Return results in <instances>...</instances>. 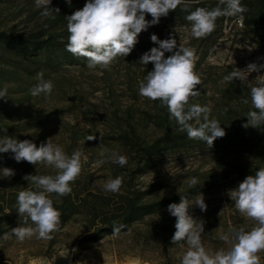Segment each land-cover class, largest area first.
I'll return each instance as SVG.
<instances>
[{"label":"rangeland","instance_id":"374dc122","mask_svg":"<svg viewBox=\"0 0 264 264\" xmlns=\"http://www.w3.org/2000/svg\"><path fill=\"white\" fill-rule=\"evenodd\" d=\"M241 29L235 22L228 21L221 30L201 39L192 37L189 26H170L164 30V39L174 37L178 45L183 44L195 51V71L202 84L196 89L200 95L193 98L191 103L209 106L212 110L210 119L219 121L221 127L227 130L226 137L235 126L245 124L237 112V104L228 98L229 91L250 93L247 85L255 83L257 76H264V69H261L260 72L250 73L244 82L239 79L224 82V76L237 69H246L249 63L264 64V51ZM170 55L172 53L167 52V57ZM139 61L140 58L130 54L116 59L110 70L77 66L62 70L45 79L54 84L53 92L47 99L43 95L33 97L30 94L29 90L38 82L33 86H27L22 81L3 82L0 90L7 87V96L0 98V113L7 121L20 118V125L27 123L24 126L26 129L12 138L31 140L37 147L52 138V143L61 146L69 156L74 150L81 149L82 172L76 181L88 189L104 191L103 182L115 178L113 167L120 172L119 168H131L132 165L124 148L108 144L98 135L105 136L126 129L127 121L147 142L166 132L164 123L167 121L174 131L178 129L165 107L162 110L156 101L139 94V81L154 67L152 63L144 65ZM160 115L166 117L163 125L156 123L160 121ZM90 135L96 139L87 141ZM224 139L219 138L220 141ZM102 148L126 156L127 164L121 167L108 162L96 167L95 162L101 158L99 153ZM206 151V154L190 149L164 153L157 159L154 168L135 182L142 186L158 183L161 188L157 194L183 189L189 186V180L193 177L209 187L202 194L207 210L201 211L195 205L190 209L195 219L204 221L203 245L215 252L216 243L208 239L210 233L221 246L227 248L229 245L220 240V235L233 227L248 230L253 226V222L235 208L228 192L242 182L234 180L235 163L248 167L254 160L241 151H223L213 147H208ZM12 157L11 152L0 153V169L7 167L15 173L12 177H4L0 171V188L3 190L30 186L24 179L26 175H55L52 168L41 164L35 166L26 161L17 163ZM199 197L189 201L190 204ZM146 220L154 225L140 222L118 236L108 235L99 242L89 244L76 256L75 263L72 262L76 253L73 241L81 232L79 220L69 223L58 233V242L53 247L46 246L47 240L35 237L23 243L14 239L3 244L0 241V253L10 264H181L187 246L167 245L165 235L154 227L157 223L170 226L168 214L162 212ZM48 253L49 257L43 255ZM259 255L261 264H264V256L262 253Z\"/></svg>","mask_w":264,"mask_h":264},{"label":"clouds","instance_id":"9594fccd","mask_svg":"<svg viewBox=\"0 0 264 264\" xmlns=\"http://www.w3.org/2000/svg\"><path fill=\"white\" fill-rule=\"evenodd\" d=\"M71 5V0H66ZM52 0H35V7L42 9L41 17L54 20L59 8L49 7ZM192 3L199 0H87L84 7L66 16L69 33L66 45L67 51L73 56L87 58L89 69L100 68L110 70L118 57L128 56L138 43V35L147 30L150 25L159 23L162 16L170 11L181 10L188 12L185 19L191 22V35L194 38H206L216 28L220 17H236L243 26L244 13L248 11L241 0H218V6L209 10L197 7L190 11ZM151 15L152 20H146ZM48 25L45 24V27ZM151 41L158 47H152L142 54L140 63H152L153 70L139 81L138 90L143 98L159 101L169 113L170 120L178 125V131L187 134L189 139L204 142L212 147L217 138L226 135L219 121L210 119L211 108L207 105L191 103L200 95L197 86L202 84L199 74L195 71V51L183 44H177L174 37L160 40L157 35L151 36ZM172 55L165 57V53ZM264 64L249 63L244 70H234L224 76V82L231 83L235 79L242 82L252 72H260ZM247 73V75H244ZM38 84L31 88L33 97L43 95L50 98L54 84L45 80L43 72L37 73ZM250 90L251 110L246 114L247 123L244 128L264 127V76H257L255 83L247 85ZM7 87L0 90V98H6ZM249 103L248 99L244 100ZM195 122V123H193ZM88 136L87 141L95 140ZM13 154V159L19 163L26 161L30 164H41L55 170V175H26L24 179L31 187L20 191L17 195V212L22 218L21 226L6 232L0 239L10 240L13 237L20 243L32 238L52 240L60 230L62 213L54 207L52 194L57 197L68 196L72 192L71 185L82 172L83 151L76 149L69 156L64 149L52 143L49 138L39 147L31 140L19 141L4 136L0 138V153ZM96 167L111 162L124 167L127 157L116 151L102 148ZM4 177H12L13 169H0ZM199 181L193 177L189 187H196ZM123 184L122 177L108 179L103 182L105 192L118 193ZM235 208L239 213L253 222L246 230L244 227L230 228L220 235V240L229 247L212 252L202 243L204 221L195 219L189 209L195 205L201 211L207 210L202 194L190 204L186 196H181L179 203L168 205V212L176 218L175 232L171 238L174 245L181 248L187 246L183 253L181 264H261L260 253L264 252V168L254 175H248L238 187L228 192ZM126 227L124 224L113 222V236H118Z\"/></svg>","mask_w":264,"mask_h":264},{"label":"trees","instance_id":"16d2710c","mask_svg":"<svg viewBox=\"0 0 264 264\" xmlns=\"http://www.w3.org/2000/svg\"><path fill=\"white\" fill-rule=\"evenodd\" d=\"M86 2L87 0H71V5H69L66 0H52L49 7L59 8L60 12L55 14L54 20H51L41 17L42 9L35 7V0H0V88L3 82L12 80L33 86L38 82L36 76L40 72H43L44 79H48L70 67L87 68V58L73 56L66 49L69 33L65 19L76 10L82 9ZM241 4L248 9L243 14L245 20L241 30L254 39L264 51V0H241ZM217 6L218 0H199V3L191 4L190 11H194L197 7L211 10ZM181 8L182 6L175 11H170L167 16L160 18L158 24L150 25L147 30L142 31L138 35V43L130 54L141 58L142 54L152 47H158L151 41V36L155 34L160 40H164V30L170 26L191 27V22L185 19L188 12L182 11ZM234 19L236 17L218 18L213 32L221 30L225 23ZM146 20L151 21V15H146ZM45 24L48 26L45 27ZM165 57L167 58V52ZM228 98L235 101L240 118L247 123L246 114L255 110L251 106L250 93L243 90L229 91ZM245 99L249 100L248 104L244 103ZM156 102L163 110L164 107L160 105V102ZM159 117L160 121L156 123L163 125L166 117L162 115ZM6 119L0 113V138L13 137L26 129L24 126L27 123L20 125L18 121L20 118L11 121ZM164 126L166 132L150 142L142 140L129 121L126 122V129L105 136L98 135V138L105 140L108 144L124 148L130 156L132 167L119 168L120 172L113 167L112 172L115 178L119 176L123 179L121 190L118 193L91 190L80 181H75L71 185L70 195L57 197L52 194L54 207L62 213V216L60 230L54 234L52 240H47V247H53L58 242V233L65 226L79 220L81 232L73 241L76 253L72 257V262L75 263L76 256L81 254L89 244L112 235L114 221L117 224L126 225L121 231L123 233L140 222H145L149 226L154 225L146 218L162 212L168 214L171 220L170 226L157 223L154 227L165 235L164 242L167 245L172 244L171 238L176 230V218L168 212V205L179 203L181 196H186L191 201L206 193L209 187L198 183L196 187L186 186L173 193L157 194L161 188L158 183L142 186L135 181L154 168L157 159L164 153L190 149L206 154L208 147L202 141L189 139L186 133L178 129L174 131L169 121L164 123ZM224 137V141L217 138L212 147L223 151H241L249 154L254 160V163L248 167L235 163L234 180L236 182L243 181L248 175H254L260 168H264V127L244 128L242 125H237L227 137ZM29 187L31 185L8 190L0 188V237L13 228L21 226L22 218L17 212V195ZM192 211L189 209L190 214ZM14 239L13 237L10 240ZM208 239L216 243V251L225 248L211 233ZM0 241L3 244L8 240L0 239ZM43 255L50 256L49 253ZM0 264H10L2 253H0Z\"/></svg>","mask_w":264,"mask_h":264},{"label":"built area","instance_id":"2783aa9c","mask_svg":"<svg viewBox=\"0 0 264 264\" xmlns=\"http://www.w3.org/2000/svg\"><path fill=\"white\" fill-rule=\"evenodd\" d=\"M233 22L240 26V24L237 22V19H234Z\"/></svg>","mask_w":264,"mask_h":264},{"label":"crops","instance_id":"0c3cea01","mask_svg":"<svg viewBox=\"0 0 264 264\" xmlns=\"http://www.w3.org/2000/svg\"><path fill=\"white\" fill-rule=\"evenodd\" d=\"M67 264V263H66ZM140 264V263H139Z\"/></svg>","mask_w":264,"mask_h":264}]
</instances>
